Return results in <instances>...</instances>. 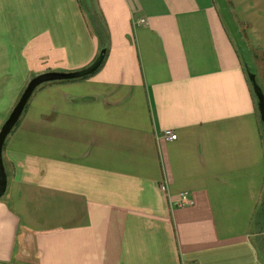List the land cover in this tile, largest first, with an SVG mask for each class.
I'll use <instances>...</instances> for the list:
<instances>
[{"label":"crops","instance_id":"0c3cea01","mask_svg":"<svg viewBox=\"0 0 264 264\" xmlns=\"http://www.w3.org/2000/svg\"><path fill=\"white\" fill-rule=\"evenodd\" d=\"M92 2L102 66L37 88L4 143L0 264H264L263 132L215 1ZM229 6L264 92V0ZM99 47L80 0H0V128Z\"/></svg>","mask_w":264,"mask_h":264},{"label":"water","instance_id":"95a60500","mask_svg":"<svg viewBox=\"0 0 264 264\" xmlns=\"http://www.w3.org/2000/svg\"><path fill=\"white\" fill-rule=\"evenodd\" d=\"M214 1L216 3L222 22L224 23V26L228 31V34L236 48V51L238 52L245 74L250 83L252 92L256 100V109L259 115L262 132L264 133V92L262 87L256 81L257 72L255 64L252 61V57L247 48V45L243 40L240 32L238 31V27L232 18L226 0ZM106 51L107 43L104 42L100 45L97 55L93 62L85 68L73 72H46L37 75L28 81L17 103L15 104L8 118L0 128V199L4 196L8 183V178L2 159L3 146L6 141V138L20 120L22 113L35 90L45 84L80 80L94 75L102 66L105 59Z\"/></svg>","mask_w":264,"mask_h":264},{"label":"trees","instance_id":"16d2710c","mask_svg":"<svg viewBox=\"0 0 264 264\" xmlns=\"http://www.w3.org/2000/svg\"><path fill=\"white\" fill-rule=\"evenodd\" d=\"M228 9L231 13L230 6H229V0H226ZM80 4L82 6V9L84 10L88 23L90 27L94 31V35L97 38L99 45L103 44L107 40V34H106V28L104 23L102 22L101 18L97 14V12L94 9L92 0H80ZM253 61V60H252ZM89 78V77H87ZM84 78V79H87ZM257 83L260 85L258 78L256 79ZM26 109V107H25ZM24 109V110H25Z\"/></svg>","mask_w":264,"mask_h":264},{"label":"built area","instance_id":"2783aa9c","mask_svg":"<svg viewBox=\"0 0 264 264\" xmlns=\"http://www.w3.org/2000/svg\"><path fill=\"white\" fill-rule=\"evenodd\" d=\"M144 24V21L141 20L140 22H138V24ZM164 137L165 139L167 140H175L177 138L176 134L170 132V131H166L164 133ZM162 189H164V187H162ZM192 205V201L188 199L187 197V194H181L177 201L175 202V206L178 207V208H183V207H187V206H190Z\"/></svg>","mask_w":264,"mask_h":264},{"label":"rangeland","instance_id":"374dc122","mask_svg":"<svg viewBox=\"0 0 264 264\" xmlns=\"http://www.w3.org/2000/svg\"><path fill=\"white\" fill-rule=\"evenodd\" d=\"M257 79V78H256ZM262 136H263V138H264V133H262ZM263 222H264V220H263Z\"/></svg>","mask_w":264,"mask_h":264}]
</instances>
